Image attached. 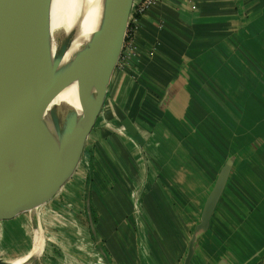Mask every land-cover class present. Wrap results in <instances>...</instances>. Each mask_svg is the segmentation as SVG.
Wrapping results in <instances>:
<instances>
[{"label": "crops", "instance_id": "0c3cea01", "mask_svg": "<svg viewBox=\"0 0 264 264\" xmlns=\"http://www.w3.org/2000/svg\"><path fill=\"white\" fill-rule=\"evenodd\" d=\"M129 49L59 192L0 218V257L184 264L192 246L188 264H264V0H158Z\"/></svg>", "mask_w": 264, "mask_h": 264}, {"label": "water", "instance_id": "95a60500", "mask_svg": "<svg viewBox=\"0 0 264 264\" xmlns=\"http://www.w3.org/2000/svg\"><path fill=\"white\" fill-rule=\"evenodd\" d=\"M59 0H0V218L56 195L75 168L103 107L126 40L134 0H103L105 33L96 58L71 23L56 26ZM8 106L28 128L5 121ZM220 170L196 231H205L228 178ZM192 255L189 247L184 264ZM0 264H18L0 257Z\"/></svg>", "mask_w": 264, "mask_h": 264}, {"label": "bare ground", "instance_id": "6f19581e", "mask_svg": "<svg viewBox=\"0 0 264 264\" xmlns=\"http://www.w3.org/2000/svg\"><path fill=\"white\" fill-rule=\"evenodd\" d=\"M135 1L136 0H134V2ZM102 2L103 0H59L58 11L54 20L56 26H66L71 23L77 13L79 17V34L92 47L96 58L99 57L101 52V45L105 33ZM5 121L16 124L22 128H28L31 126L30 120L11 106H8L5 112ZM10 150L11 147L8 142L0 136V153H6ZM37 245L39 250H41L40 241ZM36 251L37 247L35 245L31 252L34 254ZM27 257L16 259L14 262H22Z\"/></svg>", "mask_w": 264, "mask_h": 264}, {"label": "built area", "instance_id": "2783aa9c", "mask_svg": "<svg viewBox=\"0 0 264 264\" xmlns=\"http://www.w3.org/2000/svg\"><path fill=\"white\" fill-rule=\"evenodd\" d=\"M157 1L158 0H136L133 3L131 15L129 19V25H128V29L126 33V36L129 35L131 38L127 42L125 40L123 51L121 53V56L118 62L119 65H121L120 64L121 60H124L123 58L124 55H125V61H126V58H129L131 54L133 55V52L129 49L130 41L134 37V34L138 28V24L140 23L141 19L146 15V13L148 12V9Z\"/></svg>", "mask_w": 264, "mask_h": 264}, {"label": "rangeland", "instance_id": "374dc122", "mask_svg": "<svg viewBox=\"0 0 264 264\" xmlns=\"http://www.w3.org/2000/svg\"><path fill=\"white\" fill-rule=\"evenodd\" d=\"M122 55H123V54H122ZM122 57H123V56H122ZM123 58H124V60H121V62H120L121 65L118 66V69L116 68L118 71L122 70V69H121V66H125V67L127 66L126 63H127V61H128L129 58H126V61H125V55H124ZM127 68L129 69V66H128ZM114 76H115V75H114ZM114 79H115V78L113 77V79H112V81H111V84H112V82L114 81ZM125 83H126V81H123V82H122L123 85H126ZM111 84H110V93H109V95H108V99H107V102H108V103H109V102H113V101H112L113 99L116 100V97H114L115 94H113L114 92L112 93ZM85 172H86V173H84V177H83L84 179H85V177H86L85 175H88V172H89V171L87 172V169H85ZM73 185H75V183H74ZM81 188H82V189H81ZM85 188L87 189V186H85L84 183H82V185H80V187L78 188V189L80 190V196H82V197L84 196ZM82 191H83L84 193H82ZM131 193H132V192H130V194H131ZM82 201H83V198H82ZM74 206H75V205H73V207H74ZM55 212H57V213L59 214V212H58L57 210H55ZM46 213H47L46 211H43V212H42V215H45ZM75 215H76V218L79 217V218H82V219H81L82 221L84 220V219H83V215H84V213H83V207H82V205H81V209H80V210H77V211L75 212ZM53 217L57 218L58 215H57L56 213H54V216H53ZM60 220H61V219H60ZM78 221H79V219H78ZM61 222H62V220H61ZM72 222H74V220H72ZM79 222H80V221H79ZM42 235H43V234H42ZM43 236H44V235H43ZM43 236H42V237H43ZM33 244H34V245H33V248H34V246L36 245V241H35ZM58 244H59V247H58L59 251H60L61 249H62V250H65V249H66L65 244H63L62 242H59ZM39 252H40V250H39L37 253H39ZM1 255H2L1 257H3V256H5L6 254H5V253H1Z\"/></svg>", "mask_w": 264, "mask_h": 264}, {"label": "trees", "instance_id": "16d2710c", "mask_svg": "<svg viewBox=\"0 0 264 264\" xmlns=\"http://www.w3.org/2000/svg\"><path fill=\"white\" fill-rule=\"evenodd\" d=\"M131 37L128 35L126 36V42L130 39Z\"/></svg>", "mask_w": 264, "mask_h": 264}]
</instances>
